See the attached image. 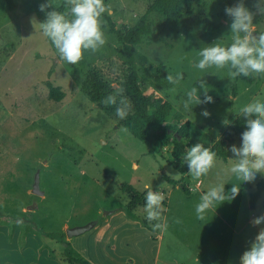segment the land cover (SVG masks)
<instances>
[{
	"label": "rangeland",
	"instance_id": "rangeland-1",
	"mask_svg": "<svg viewBox=\"0 0 264 264\" xmlns=\"http://www.w3.org/2000/svg\"><path fill=\"white\" fill-rule=\"evenodd\" d=\"M12 1L8 9L0 0V264H67L62 243L41 231L62 234L71 242L73 256L94 264H239L264 228L251 223L264 214V185L255 207H248L250 192L256 182L264 183V176L257 174L250 183L237 180L229 171V159H234L229 148L241 144V107L254 99L264 101V74H252L253 81L247 83L231 79L227 68L193 67L204 46L232 42L226 7L216 0H188L181 25L175 26L160 13L145 14L152 0H104L116 27L132 26L144 14L152 25L153 34L130 46L132 65L145 94L163 97L201 127L188 148L197 143L210 148L221 131L232 139L227 161L216 156L209 173L194 180L185 161L184 173L172 167V136L161 156H152L145 143L122 131L116 107L125 99L119 83L127 58L103 18L106 43L69 64L59 61L55 48L32 23L44 21L53 9L66 12L65 0H50L53 9L45 12L39 6L48 0ZM255 3L244 0L253 12ZM213 23L219 24V32L206 34ZM253 24L254 34L264 31V16L256 15ZM177 73L183 79L169 83L166 77ZM200 79L213 103L193 104L192 112H186L183 101L192 86L203 99ZM51 89L61 93L58 100L50 98ZM109 95L117 97L116 105L103 103ZM204 110L209 117L201 115ZM230 112L242 119L240 128H233L232 121L223 124ZM35 173L41 195L32 192ZM216 184H225L226 194L232 187L239 191L198 219L195 206ZM145 185L164 197L160 222L165 228L153 230L157 221L150 223L142 211ZM133 197L138 204L130 202ZM88 223V230L66 236V229Z\"/></svg>",
	"mask_w": 264,
	"mask_h": 264
},
{
	"label": "clouds",
	"instance_id": "clouds-1",
	"mask_svg": "<svg viewBox=\"0 0 264 264\" xmlns=\"http://www.w3.org/2000/svg\"><path fill=\"white\" fill-rule=\"evenodd\" d=\"M65 4L67 11L63 13L54 10L50 0L41 4L40 12H45L46 8L53 10L46 12L44 21L36 22L33 19L32 23L38 26L41 35L55 48L59 61L76 64L81 60L84 51L95 52L106 43L101 17L107 11V6L104 0H65ZM253 7L255 12L245 7L244 0H238L234 6L226 7L225 14L231 19L232 42L227 46L217 42L204 46L198 51L199 59L194 62L193 67L201 71L213 67L227 68L233 80L238 76L264 74V31L255 34L253 31L255 16H264V0H256ZM166 79L171 84H178L183 75L177 73L175 78L168 75ZM197 83L202 90L203 99H200L198 89L192 86L183 101L186 112H192L193 104L213 103V97L208 95L206 82L200 79ZM103 103L106 106L116 105L117 97L109 95ZM116 114L120 119L127 117L125 99H120ZM201 115L209 117L210 113L204 110ZM240 115L244 118L245 130L241 133L240 146L232 145L229 148L234 157L229 159L232 162L229 171L241 183H250L256 179L257 174L264 176V101L254 99L247 103L241 107ZM223 124L228 126L230 122L225 119ZM122 131L126 132L127 129ZM184 161L188 167L187 175L194 180H200L215 166L216 152L204 147L202 143H197L188 148ZM224 186L225 184L212 185L201 195L199 203L195 206L198 219H203L206 210L214 204L226 198H234L239 191V188L232 187L230 194H226ZM145 188L148 190L142 211L150 223L157 221L153 224V230L165 228L166 224L160 222L164 197L160 192H154L151 185H145ZM251 223L254 226L264 224V214L254 218ZM239 264H264V228L259 230L248 250L242 253Z\"/></svg>",
	"mask_w": 264,
	"mask_h": 264
},
{
	"label": "trees",
	"instance_id": "trees-1",
	"mask_svg": "<svg viewBox=\"0 0 264 264\" xmlns=\"http://www.w3.org/2000/svg\"><path fill=\"white\" fill-rule=\"evenodd\" d=\"M8 9L13 8L12 0H4ZM225 7L234 6L238 0H216ZM189 7L188 0H152L146 9L145 14L150 12L160 13L164 20L172 25L180 26L182 14ZM142 15L132 26L122 25L116 27L111 17L105 12L103 18L110 33H113L118 42L122 44L123 52L127 58V67L123 74V79L119 86L124 98L127 101V117L121 119L120 124L123 128L137 140L142 141L148 146V152L152 156H161L162 148L168 144L169 136L171 139V158L172 167L179 173H184L187 167L183 165L184 154L189 147V141L197 139L201 132V127L192 124L186 116L175 111L172 106L161 96H152L144 93L137 72L132 65L131 45L140 43L143 35L153 34L152 25L148 22L146 15ZM206 25V24H205ZM219 27V24L213 23L206 28L205 33H211ZM238 79L250 83L253 76H238ZM50 98L58 100L61 93L56 89L50 90ZM234 96V92H232ZM242 117V116H240ZM239 116L229 113L227 120L234 123L233 128H240L243 124ZM241 131V130H240ZM232 143V139L227 133L221 134L216 140L211 142L210 149L216 152V156L227 161L226 148ZM171 184L177 185V181L170 180ZM263 182L255 183V190L250 192L248 198V207L253 209L255 202L259 198ZM184 192H189L183 184H179ZM131 203L138 204L137 198L130 199ZM44 236L55 238L63 245V256L69 264H89L81 257L73 256L70 253L69 243L62 239V234L41 231Z\"/></svg>",
	"mask_w": 264,
	"mask_h": 264
},
{
	"label": "water",
	"instance_id": "water-1",
	"mask_svg": "<svg viewBox=\"0 0 264 264\" xmlns=\"http://www.w3.org/2000/svg\"><path fill=\"white\" fill-rule=\"evenodd\" d=\"M32 192L37 195H41L42 191L39 190L38 187V174L35 173L33 183H32ZM92 226V223H88L83 226H77L74 228L66 229V236L72 237L73 235L80 234L84 232L85 230H88Z\"/></svg>",
	"mask_w": 264,
	"mask_h": 264
},
{
	"label": "crops",
	"instance_id": "crops-1",
	"mask_svg": "<svg viewBox=\"0 0 264 264\" xmlns=\"http://www.w3.org/2000/svg\"><path fill=\"white\" fill-rule=\"evenodd\" d=\"M217 29H218L217 31L219 32L220 26H219ZM254 32H255V31H254ZM257 33H259V32H257ZM213 68H214V67H213ZM225 129H226V127H225ZM225 129H224V130H225ZM222 132H223V131L220 132L219 136L221 135ZM219 136H218V137H219ZM210 146H211V145H210ZM64 241H66V240H64ZM66 242H68V243H69V246L71 247V249H73V246H72L71 242H70V241H66ZM76 257H81V258H83L84 260H86L89 264H94V263H91L90 260L88 261V259L85 258V257H83V256H76ZM63 258H64V257H63ZM64 261H65L67 264H69V263L65 260V258H64Z\"/></svg>",
	"mask_w": 264,
	"mask_h": 264
}]
</instances>
